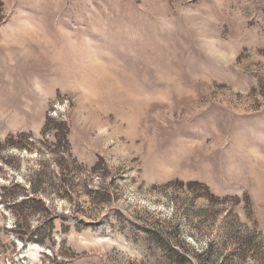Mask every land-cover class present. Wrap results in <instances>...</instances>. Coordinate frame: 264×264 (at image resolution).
I'll return each mask as SVG.
<instances>
[{"label": "rangeland", "instance_id": "rangeland-1", "mask_svg": "<svg viewBox=\"0 0 264 264\" xmlns=\"http://www.w3.org/2000/svg\"><path fill=\"white\" fill-rule=\"evenodd\" d=\"M11 184L0 264H264V0H0Z\"/></svg>", "mask_w": 264, "mask_h": 264}, {"label": "trees", "instance_id": "trees-1", "mask_svg": "<svg viewBox=\"0 0 264 264\" xmlns=\"http://www.w3.org/2000/svg\"><path fill=\"white\" fill-rule=\"evenodd\" d=\"M49 127H52L51 129L55 131V133L53 134V137L55 138V142L56 145H58L61 140L64 141L65 145L62 148V153H61V159L58 162V160L55 159V165L56 168L59 169V171L61 173H68V172H79L80 168L79 166H77L76 161L72 158L71 156V151H70V145L68 142V133H69V129L67 127V125L64 122H55V120L47 117L45 120V128L48 129ZM33 147H35L34 145L36 144L34 140H31L29 142ZM27 151H31L29 149H26ZM52 153H50V156L52 157ZM54 160V158H52ZM94 169V168H93ZM10 184V183H9ZM10 186V187H9ZM9 186H3V193L0 196V201L2 204H9L10 200L7 198L6 195V191L9 188H13L14 185H9ZM29 186L31 188V190L33 191V194L36 192L37 188L34 184V181L29 182ZM204 188L206 189V187L204 186ZM68 190V188H63V191L66 193ZM67 194V193H66ZM30 203H37V205H40L41 207H43L44 209H46L47 207L45 206V203L41 202V201H35V199H32V197H30V195L28 194L27 190H24V195L21 196V199L19 202L15 203L13 206H11L9 209L14 210L16 207H24V206H28V204ZM48 209V208H47ZM48 227L47 230H52V222L51 220L48 222ZM45 229V228H44ZM42 232V231H41ZM39 232L37 231L36 234L31 235L27 238H23L22 236H18V239L25 245L27 243H34V244H38V245H44V238L40 236V234H38ZM169 252L171 253V251L169 250Z\"/></svg>", "mask_w": 264, "mask_h": 264}]
</instances>
